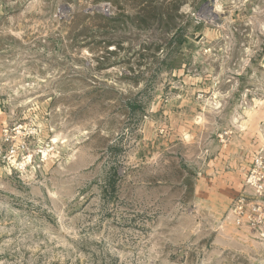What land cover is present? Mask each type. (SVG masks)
<instances>
[{
    "label": "rangeland",
    "instance_id": "obj_1",
    "mask_svg": "<svg viewBox=\"0 0 264 264\" xmlns=\"http://www.w3.org/2000/svg\"><path fill=\"white\" fill-rule=\"evenodd\" d=\"M260 155L264 0H0V264H264Z\"/></svg>",
    "mask_w": 264,
    "mask_h": 264
},
{
    "label": "built area",
    "instance_id": "obj_2",
    "mask_svg": "<svg viewBox=\"0 0 264 264\" xmlns=\"http://www.w3.org/2000/svg\"><path fill=\"white\" fill-rule=\"evenodd\" d=\"M247 184L250 185L255 195L264 196V157L258 156L254 162V168L247 178ZM262 202H256L250 209H245L249 205V200L245 196H241L237 200V209L235 210L236 221L239 225L249 224L252 228H258L264 231V206Z\"/></svg>",
    "mask_w": 264,
    "mask_h": 264
},
{
    "label": "trees",
    "instance_id": "obj_3",
    "mask_svg": "<svg viewBox=\"0 0 264 264\" xmlns=\"http://www.w3.org/2000/svg\"><path fill=\"white\" fill-rule=\"evenodd\" d=\"M206 1V0H204ZM159 2H148L146 4H142L141 8L139 11H137V13L132 16L131 18L136 19V21L141 20L143 23H148L150 21V19H153L154 21L157 20V17L160 16H156L155 14L153 15L154 12H156L158 9H161L162 5L160 6V4H158ZM99 15H101L99 13ZM104 17V15H101ZM130 17V16H129ZM160 19V18H158ZM160 20H163V18H161ZM180 39L181 42L185 41L186 37H185V33L180 34ZM158 49H160L159 47L156 48V51H158ZM116 174L118 175V170L116 169Z\"/></svg>",
    "mask_w": 264,
    "mask_h": 264
},
{
    "label": "crops",
    "instance_id": "obj_4",
    "mask_svg": "<svg viewBox=\"0 0 264 264\" xmlns=\"http://www.w3.org/2000/svg\"><path fill=\"white\" fill-rule=\"evenodd\" d=\"M221 174H223L224 175L223 177L226 178V180L223 181V184H225V185L237 184L238 178H236V177L239 176V172H237L236 174H233L232 172L231 173H224V171H221L220 175Z\"/></svg>",
    "mask_w": 264,
    "mask_h": 264
}]
</instances>
